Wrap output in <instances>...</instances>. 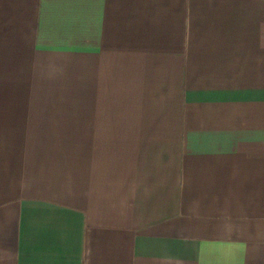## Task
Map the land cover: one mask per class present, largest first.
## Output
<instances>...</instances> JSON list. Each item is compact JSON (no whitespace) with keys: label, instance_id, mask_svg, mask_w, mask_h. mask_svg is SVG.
<instances>
[{"label":"crops","instance_id":"obj_1","mask_svg":"<svg viewBox=\"0 0 264 264\" xmlns=\"http://www.w3.org/2000/svg\"><path fill=\"white\" fill-rule=\"evenodd\" d=\"M0 264H264V0H0Z\"/></svg>","mask_w":264,"mask_h":264}]
</instances>
